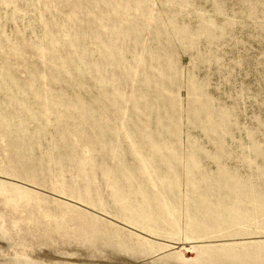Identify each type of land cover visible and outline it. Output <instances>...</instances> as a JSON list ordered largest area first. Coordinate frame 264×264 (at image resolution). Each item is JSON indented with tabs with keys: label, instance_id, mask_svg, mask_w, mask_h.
<instances>
[{
	"label": "rangeland",
	"instance_id": "374dc122",
	"mask_svg": "<svg viewBox=\"0 0 264 264\" xmlns=\"http://www.w3.org/2000/svg\"><path fill=\"white\" fill-rule=\"evenodd\" d=\"M0 264H264V0H0Z\"/></svg>",
	"mask_w": 264,
	"mask_h": 264
}]
</instances>
